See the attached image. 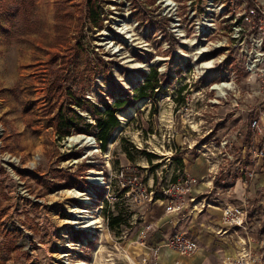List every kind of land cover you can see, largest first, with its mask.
I'll return each mask as SVG.
<instances>
[{
	"label": "rangeland",
	"instance_id": "1",
	"mask_svg": "<svg viewBox=\"0 0 264 264\" xmlns=\"http://www.w3.org/2000/svg\"><path fill=\"white\" fill-rule=\"evenodd\" d=\"M89 1L0 3V253L11 264H148L140 231L155 203L116 204L115 213H124L120 228L93 233L60 259L68 210L90 208L70 201L69 190L84 191L86 175L107 171L106 161L114 170H138L154 186L176 181L181 163L232 161L226 175L235 180L243 176L237 165L252 161L250 148L264 147V120L259 130L251 127L264 113V18L248 6L264 8V0H92L103 12L100 29L89 22ZM153 69L161 90L125 123L118 117L110 154L69 142L94 134L59 140L53 117L69 107V94L103 112ZM7 157L20 161L19 181L2 166ZM67 230L77 242L88 234Z\"/></svg>",
	"mask_w": 264,
	"mask_h": 264
},
{
	"label": "built area",
	"instance_id": "2",
	"mask_svg": "<svg viewBox=\"0 0 264 264\" xmlns=\"http://www.w3.org/2000/svg\"><path fill=\"white\" fill-rule=\"evenodd\" d=\"M250 12L252 14L258 13L261 18H264V8L261 6L255 4V7L250 9ZM88 120L90 119L88 118ZM261 120H264V113H259V116L252 120V129L259 130L261 128ZM83 136L87 137L88 147L92 149L93 154H102L103 151L101 149V144L95 135ZM241 136L242 133H237L232 139L235 142H238ZM232 139H229L231 140V143H233ZM64 140L65 138H63V141ZM228 143L229 141L227 140L221 143L223 149L226 148ZM76 144L78 143H74V145ZM249 154L251 155L252 160L249 164L239 163V165H237L238 170L246 177L244 182V186H246L245 193L240 199V204H235L230 202V200H227L237 194L236 188L233 185L225 188L224 185L229 183L221 180L219 181L220 184L213 188L218 195H224L223 199L219 198L217 201L222 203V219L225 227L217 230V233L219 236H225L228 237V239H235L240 245L237 255L225 257L222 264H264L263 255L258 254L252 246L253 239L250 230L254 227L255 222L250 215L251 197L248 193L251 184L256 179L259 172L258 170L264 168V161H261V163L260 161H257L264 158V147H258L256 149L250 148ZM228 158L232 159L230 155H228ZM230 162L232 161H224L222 165L219 161H210L213 166L217 167L216 170L212 167V172L219 174L222 168L227 170L230 166ZM1 164L5 169L13 172L11 177L15 181H19V177L15 175V171L17 170L16 168H20V161H8L7 157L4 163ZM35 164L30 163L32 167H35ZM105 164L107 166V171L104 168L92 169L95 173H90V171L88 175H86L87 184L84 191H80L79 187L69 190V192L74 191L83 194L80 197H73V195L67 196L70 201L74 200L87 204L90 208H87L88 210L82 209L78 206L72 208L85 212L76 213L74 214L75 216L70 214L72 218L66 219L64 222L81 221L85 223V220L87 219L88 221L91 219L98 221V223L93 225H90V221L85 225H83L84 223L64 224V226L70 227L74 230L88 231V234L82 235V240L77 242L74 240L72 232L70 233L67 230V227L65 228V233L62 235L64 239L61 243V248L64 250L62 252H69L71 256L73 255L72 251L76 250L75 246L84 248V243L86 244L89 241L93 233H102L105 227L110 229L109 223L111 216L117 214L115 213L116 204L122 206V204L125 203L127 206L128 203H132L137 206H146L148 204L161 202L164 205L167 214L183 211L187 208L189 202L192 205V209L196 210L198 209V204H201L199 199L191 196V192L193 187L197 186L204 179L201 180L192 177L185 167L179 171L176 181L168 182L166 185L154 186L153 184H147L136 169L121 167L114 170L111 167V162L107 163L106 161ZM18 183H20V188L22 189L21 193L25 194V196L28 195V191L25 189V184L23 182ZM70 201L68 204H70ZM70 210H68V212ZM96 215L98 218H96ZM88 216L91 218H88ZM153 230L154 226L148 224L140 231L141 244L146 247L149 252L147 257L144 258V261L148 264H157L159 257V246H148L149 235ZM166 244L169 248L175 250L179 255L184 257L193 256L199 249L198 242L184 231L175 232L167 239ZM175 264H180V262L176 261Z\"/></svg>",
	"mask_w": 264,
	"mask_h": 264
},
{
	"label": "crops",
	"instance_id": "3",
	"mask_svg": "<svg viewBox=\"0 0 264 264\" xmlns=\"http://www.w3.org/2000/svg\"><path fill=\"white\" fill-rule=\"evenodd\" d=\"M184 167L192 177L204 179L193 187L191 192V196L199 199L201 204H198L196 210L192 209L189 202L183 211L167 214L161 202L155 203L151 217L144 221L145 225L154 226V230L149 235L148 246H161L158 264H175L176 261H179L180 264H222L225 257L237 255L240 248L235 239H228V237L219 236L217 233V230L225 227L222 219V203L217 201L219 198L223 199L224 195H218L213 188L220 184L221 180L227 182L232 179L226 175L230 170L222 168L219 174H215L212 170L213 168L216 170L217 167L213 166L210 161L208 163L207 161H190L189 165ZM258 171L248 192L251 197L250 215L255 222L250 233L253 239V249L264 257V168ZM245 179L246 177L243 175L235 180L232 179L233 182H229V185H233L236 181L234 187L237 195L227 200L235 204L241 203L240 199L244 196L246 188L244 186ZM151 181L152 183L149 185L153 184L154 179ZM177 231L186 232L198 242L199 249L193 256H181L166 245L167 239ZM259 234L261 237L258 236ZM11 253L13 252H10L9 255ZM10 260H12L10 256L6 254L3 256L0 253V264H11Z\"/></svg>",
	"mask_w": 264,
	"mask_h": 264
},
{
	"label": "trees",
	"instance_id": "4",
	"mask_svg": "<svg viewBox=\"0 0 264 264\" xmlns=\"http://www.w3.org/2000/svg\"><path fill=\"white\" fill-rule=\"evenodd\" d=\"M9 1L10 0H0L1 7L6 8V3ZM248 6L250 9L255 7L251 2H249ZM88 7L89 22L91 26L99 29L102 28L104 21L102 10L97 6L95 7L92 0L88 2ZM144 77V83L133 88V92L128 93L125 98H116L112 104L106 102L105 110L103 112L99 109H94V111H92L87 107L89 103L85 98L76 100L73 98V94H69L67 99L69 107L64 109L65 106H62L58 113L53 117L55 130L58 134L59 140L74 133H90L96 136L101 144L102 151H107L108 143L112 138V134L121 126L117 114L134 106L138 101L147 98H155L161 90L162 76L156 69H153L152 72ZM80 111H87L89 115L95 119L96 124L89 121L88 117L82 115ZM131 120L132 119L128 122H131ZM151 156L153 155H150L149 153V160H151ZM181 161L183 160L181 159ZM184 166V163H181V168ZM123 222L124 213L122 212V209H119L117 214L111 216L109 223L110 229L120 228L124 224Z\"/></svg>",
	"mask_w": 264,
	"mask_h": 264
},
{
	"label": "bare ground",
	"instance_id": "5",
	"mask_svg": "<svg viewBox=\"0 0 264 264\" xmlns=\"http://www.w3.org/2000/svg\"><path fill=\"white\" fill-rule=\"evenodd\" d=\"M223 87H227L225 84H223L222 85ZM222 88V87H221ZM142 103H143V101H141V102H138L135 106H132V107H129L126 111H124V112H119L118 113V117H119V119L122 121V123H125L126 121H127V119H128V117H130V116H132L133 114H135L136 113V110H137V108H140L141 106H142ZM120 128H117V130L115 131V133H114V135L118 132V130H119ZM113 135V136H114ZM69 142H71V143H82V144H87V142H88V139H87V137H84V136H75V137H69ZM112 146H113V142H112V140L109 142V147H110V149L112 148ZM110 151L108 150V152L106 151V153L107 154H110L109 153ZM110 162V161H109ZM69 194H71V195H73V197L75 196V197H80V196H82L83 194H79V193H77V192H69ZM85 211H82V210H77V209H71L68 213L69 214H71V215H73V216H75L74 214H76V213H84ZM88 218H91V217H89L88 216ZM83 219V218H82ZM81 223H84V222H81V221H73V222H71V221H67V222H65V224H81ZM96 223H98V221H94V222H91V224L90 225H93V224H96ZM70 257H71V254L69 253V252H67V253H63V254H61V258L60 259H64V258H68V259H70ZM61 260V261H62ZM58 261H59V259H58ZM58 264V263H57Z\"/></svg>",
	"mask_w": 264,
	"mask_h": 264
},
{
	"label": "water",
	"instance_id": "6",
	"mask_svg": "<svg viewBox=\"0 0 264 264\" xmlns=\"http://www.w3.org/2000/svg\"><path fill=\"white\" fill-rule=\"evenodd\" d=\"M120 121V120H119ZM121 122V121H120Z\"/></svg>",
	"mask_w": 264,
	"mask_h": 264
}]
</instances>
